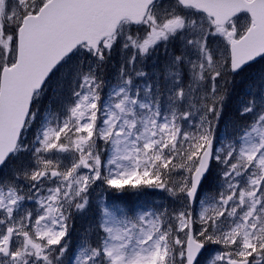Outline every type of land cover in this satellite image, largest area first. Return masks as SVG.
<instances>
[{
    "label": "snow or ice",
    "instance_id": "obj_1",
    "mask_svg": "<svg viewBox=\"0 0 264 264\" xmlns=\"http://www.w3.org/2000/svg\"><path fill=\"white\" fill-rule=\"evenodd\" d=\"M262 63L264 0H0V264H264Z\"/></svg>",
    "mask_w": 264,
    "mask_h": 264
},
{
    "label": "rangeland",
    "instance_id": "obj_2",
    "mask_svg": "<svg viewBox=\"0 0 264 264\" xmlns=\"http://www.w3.org/2000/svg\"><path fill=\"white\" fill-rule=\"evenodd\" d=\"M263 66H264V63H262L258 67H255V70L249 71L250 73H252L251 78L254 79L255 77H257L259 74L258 70ZM149 70H151V62H149ZM114 71H115V69H112V72H114ZM247 81H248V77H246V79H245L244 75H241L240 77L236 78L237 93H243V91H245L246 88L250 86V84L247 83ZM235 103H236V100H235ZM134 192H137L136 194L140 195V196H139V199L137 201V204L135 206H133V210H141V209L149 207V206H153V205L159 206L160 204H167L168 203V198H167L166 194L163 193L161 190H158V189H142V190L128 189L127 191L121 193L120 196L125 194V193H134ZM113 195L116 196L118 194H116L114 191H109V192H106L104 194V197H105V199L107 196H109V197L111 196L113 198ZM109 205H112V204H109ZM81 218L83 219L84 224L87 223V226H86V229L84 230L83 234H81V233L78 234V232L76 230L78 228H75L73 225V231H72L73 245H75L80 240L81 236L84 235L90 229V226L93 223L90 215H85V216H82ZM77 219H79V217ZM205 255H208V254H205ZM201 264H204L203 260L201 261Z\"/></svg>",
    "mask_w": 264,
    "mask_h": 264
},
{
    "label": "trees",
    "instance_id": "obj_3",
    "mask_svg": "<svg viewBox=\"0 0 264 264\" xmlns=\"http://www.w3.org/2000/svg\"><path fill=\"white\" fill-rule=\"evenodd\" d=\"M259 65H261V64H257L255 67H258ZM255 67H254L252 70H255ZM263 67H264V66H263ZM252 70H250V71H252ZM242 75H244L245 79H246V77H248V81H247V83L251 84V82H252V80H253V78H251L252 73H250V72L248 71L247 73L242 74ZM236 90H237V89H236ZM235 107H236V103H235V100L233 99L232 104L230 105V109L234 110ZM231 117H232V112L230 111V113H229V118H231ZM210 186H211V185H205V190L207 191V190L209 189ZM85 225H86V224H85ZM85 225L83 226V228H85ZM74 227L77 228L78 225L75 223V224H74ZM79 230H82V229H79Z\"/></svg>",
    "mask_w": 264,
    "mask_h": 264
}]
</instances>
